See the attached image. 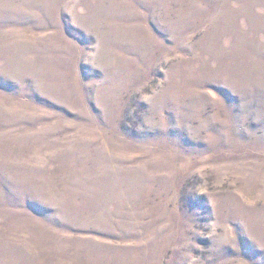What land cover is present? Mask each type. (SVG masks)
<instances>
[{"label": "rangeland", "instance_id": "374dc122", "mask_svg": "<svg viewBox=\"0 0 264 264\" xmlns=\"http://www.w3.org/2000/svg\"><path fill=\"white\" fill-rule=\"evenodd\" d=\"M0 264H264V0H0Z\"/></svg>", "mask_w": 264, "mask_h": 264}]
</instances>
